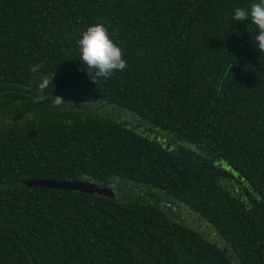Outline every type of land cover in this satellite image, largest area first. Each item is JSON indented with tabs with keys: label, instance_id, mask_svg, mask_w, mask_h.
I'll return each instance as SVG.
<instances>
[{
	"label": "trees",
	"instance_id": "trees-1",
	"mask_svg": "<svg viewBox=\"0 0 264 264\" xmlns=\"http://www.w3.org/2000/svg\"><path fill=\"white\" fill-rule=\"evenodd\" d=\"M252 2L0 0V264H264ZM94 23L126 61L108 78L77 59Z\"/></svg>",
	"mask_w": 264,
	"mask_h": 264
},
{
	"label": "clouds",
	"instance_id": "clouds-1",
	"mask_svg": "<svg viewBox=\"0 0 264 264\" xmlns=\"http://www.w3.org/2000/svg\"><path fill=\"white\" fill-rule=\"evenodd\" d=\"M233 19L251 24L254 30L251 45L259 53L264 52V0H253L247 9H234ZM76 48L80 64L94 70L97 78H108L126 68L122 49L111 39L102 23L91 24L81 31ZM58 102L62 103L60 98Z\"/></svg>",
	"mask_w": 264,
	"mask_h": 264
},
{
	"label": "water",
	"instance_id": "water-1",
	"mask_svg": "<svg viewBox=\"0 0 264 264\" xmlns=\"http://www.w3.org/2000/svg\"><path fill=\"white\" fill-rule=\"evenodd\" d=\"M26 184L30 186L54 187L66 190H79L85 193H97L108 197L114 196L110 186H98L90 181L65 180V179H29Z\"/></svg>",
	"mask_w": 264,
	"mask_h": 264
},
{
	"label": "rangeland",
	"instance_id": "rangeland-1",
	"mask_svg": "<svg viewBox=\"0 0 264 264\" xmlns=\"http://www.w3.org/2000/svg\"><path fill=\"white\" fill-rule=\"evenodd\" d=\"M128 119L132 120L133 124L135 126L142 127V129L145 128L144 130H146V131L150 130V127H148V125H144L143 123L140 122V120H138L137 118L133 117L132 115H129ZM203 230L205 231L206 234L211 233V231H208L207 229H203ZM215 237H216V235H215ZM218 240H221V239H218Z\"/></svg>",
	"mask_w": 264,
	"mask_h": 264
}]
</instances>
